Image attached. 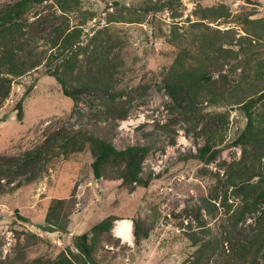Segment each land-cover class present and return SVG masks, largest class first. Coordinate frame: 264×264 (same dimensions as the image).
<instances>
[{
	"label": "rangeland",
	"instance_id": "374dc122",
	"mask_svg": "<svg viewBox=\"0 0 264 264\" xmlns=\"http://www.w3.org/2000/svg\"><path fill=\"white\" fill-rule=\"evenodd\" d=\"M13 1L0 0V5ZM154 1L81 0L85 12L70 14L71 24L92 15L83 25V43L98 29L109 28L115 43L113 55L121 62L115 76L121 96L116 100H122L123 106L106 104L109 95L97 92L72 99L47 73L46 65L13 82L9 98L0 107V155H23L48 141L50 159L15 183L3 180L0 258L14 256L20 242L28 261L45 264L37 258H52L68 246L74 248V235L90 232L93 225L112 215L116 219L111 231L97 242V258L103 264H227V238L233 229L228 216L233 210L227 212L223 204L226 168L245 154V146L234 141L246 125V116L231 97L226 101L208 97L190 110L177 107L163 77L179 52L170 40L173 24L178 23L179 33L187 34L179 43L191 45L203 30L221 31L225 46L238 51V55L214 53L212 71L220 85L250 79L264 59V37L253 34V29H259L258 20L264 23V0H171L170 7L145 11ZM54 3L50 0L44 8L51 10ZM222 5L230 14L204 19L209 28L192 24L200 19L201 9ZM122 14L126 20L119 19ZM120 108L128 109L125 118H119ZM76 132L104 138L118 148L148 145L141 175L149 184L125 185L118 170L109 165L97 177L89 144L83 148L70 145L68 152L61 146L64 135ZM208 137L219 152L207 163L197 155ZM246 149L250 158L251 145ZM204 195L215 202L214 215L201 208ZM71 196L68 229H44L52 199ZM241 201L230 194L232 208ZM262 211L264 201L258 210L245 214L236 231L241 229L242 236L248 233ZM125 218L132 221L131 237L117 240L116 226ZM137 223L141 232L149 231L148 237L135 235ZM204 227L210 228L207 238L217 239L213 251L202 252L201 244H193L190 238V231ZM260 261L264 263V250Z\"/></svg>",
	"mask_w": 264,
	"mask_h": 264
},
{
	"label": "trees",
	"instance_id": "16d2710c",
	"mask_svg": "<svg viewBox=\"0 0 264 264\" xmlns=\"http://www.w3.org/2000/svg\"><path fill=\"white\" fill-rule=\"evenodd\" d=\"M49 1L14 0L0 5V107L9 98L16 78L41 65H46L47 73L57 79L63 93L72 99L76 100L85 93L97 92L109 95L105 99L106 104L114 108L115 105L123 106L122 100H116L121 96L115 82L121 62L118 56L113 55L115 43L109 28L104 26L98 29L88 42L83 43V25L92 15L85 16L74 24H71L70 19L71 13L83 10L81 0H54L51 10L44 8ZM171 5V0H156L146 5L144 10L156 12ZM200 11V19L192 24L207 28L210 25L205 24L204 19L210 16L218 19L230 14L224 5L205 7ZM126 18L123 14L119 17L121 20ZM258 22L259 29H253V34L261 38L264 37V23L260 20ZM177 28L178 23H174L170 40L177 44L179 52L163 77L164 87L175 105L190 110L200 100L208 97L212 101L215 97H224L225 101L231 97L234 99L231 102L238 104L247 119L244 129L234 141L245 146V154L230 162L226 168L223 204L227 212L233 210L228 216L233 229L227 238L230 246L227 264H264L260 261L264 250V211L259 215L257 225L248 233L242 236L241 229H235L248 211L258 210L264 201V59L256 65L255 74L250 75V79L245 78L234 85H220L212 71V65L215 64L214 53L222 50L225 55H238V51L232 46H225L221 31L215 33L203 30L193 37L191 45L179 43L177 40L186 39L187 34L179 33ZM103 32L107 35L103 36ZM42 40L46 44L41 46ZM128 112V109L120 108L119 118H125ZM213 140L208 137L205 144L199 147L197 157L207 163L214 160L219 152ZM46 143L48 141L23 155H0V189H4L3 180L15 183L21 176L33 173L42 162L49 160L50 148ZM86 144H89L95 156L93 168L97 177L109 165L118 170L125 185L149 184L141 175L150 149L148 145L130 144L125 148H118L104 138L76 132L64 135L61 146L68 152L70 145L83 148ZM248 145H251V153L253 152L250 158L246 155ZM230 194L242 198L235 209L228 202ZM218 197L219 195L215 198ZM201 202V208L214 215L216 204L211 197L204 195ZM72 203V196L53 198L46 214L44 229L66 231ZM115 219L112 215L103 218L93 225L90 232L74 235V248L68 246L55 257L45 259L40 256L37 261L45 260V264H103L97 258V242L111 231ZM201 230L203 231H190L193 244L200 243L202 252L213 251V242L217 239L206 237L209 234L207 232H210L209 227ZM135 235L138 238L141 235L148 237L149 231L141 232L137 223ZM21 261L32 264V261L26 259L24 244L20 242L14 256L0 258V264H20Z\"/></svg>",
	"mask_w": 264,
	"mask_h": 264
},
{
	"label": "bare ground",
	"instance_id": "6f19581e",
	"mask_svg": "<svg viewBox=\"0 0 264 264\" xmlns=\"http://www.w3.org/2000/svg\"><path fill=\"white\" fill-rule=\"evenodd\" d=\"M132 221L129 218H125L119 222L116 226V232L120 236L131 237Z\"/></svg>",
	"mask_w": 264,
	"mask_h": 264
},
{
	"label": "crops",
	"instance_id": "0c3cea01",
	"mask_svg": "<svg viewBox=\"0 0 264 264\" xmlns=\"http://www.w3.org/2000/svg\"><path fill=\"white\" fill-rule=\"evenodd\" d=\"M117 235H118V236H117ZM117 235H116V237H115L117 240H121V239L123 240V238H122V237H124V236H121V237H120V235H119V234H117ZM124 238L128 239L129 237H128V238H127V237H124Z\"/></svg>",
	"mask_w": 264,
	"mask_h": 264
}]
</instances>
